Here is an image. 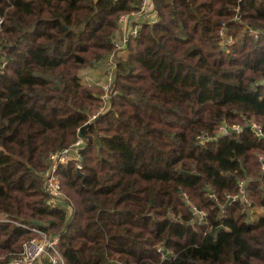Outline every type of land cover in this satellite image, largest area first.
Listing matches in <instances>:
<instances>
[{"label":"trees","instance_id":"obj_1","mask_svg":"<svg viewBox=\"0 0 264 264\" xmlns=\"http://www.w3.org/2000/svg\"><path fill=\"white\" fill-rule=\"evenodd\" d=\"M141 3L0 0V215L59 236L66 264H264V215L235 200L244 182L264 208V34L245 31L264 32V0H153L157 22L92 119L103 92L81 71L113 54ZM79 139L81 171L57 172L69 215L44 184L50 155ZM34 236L1 222L0 264Z\"/></svg>","mask_w":264,"mask_h":264},{"label":"built area","instance_id":"obj_2","mask_svg":"<svg viewBox=\"0 0 264 264\" xmlns=\"http://www.w3.org/2000/svg\"><path fill=\"white\" fill-rule=\"evenodd\" d=\"M152 2L153 0H142L139 11L121 15L118 21L121 36L115 45L116 49L113 54L101 60L96 67L100 73L104 74L103 79L95 81L94 85L90 84V82L93 81L91 78L86 77L85 82L83 81L87 85L100 88L103 92L102 99L104 104L92 119L105 114L110 107L109 104L111 98L116 95L114 82L117 63L119 59H124L129 54V42L139 38L140 31L144 24L153 25L157 22L158 16ZM235 20L237 22H241V15L238 14ZM245 31L247 35L255 40L260 39V37L264 34V32L248 26H246ZM219 36L222 40V48L224 49L231 47L235 42L234 38L229 34V30L225 24H223V27L219 32ZM235 130H239V127H236ZM227 132L228 128H220L218 134H226ZM199 139L201 142H208L213 138L201 137ZM83 145L84 141L79 139L71 147L54 152L49 157L50 168L46 173L44 191L49 196L50 206L53 208L64 209L69 215L71 214V206L62 191V184L57 172L61 166L67 165L70 162H76L78 170L81 171L82 166L78 151L83 147ZM259 159L262 162V169L264 171V158L260 157ZM245 186L246 184L244 182L240 184L241 192L235 197V200L240 201L244 205L246 211L248 212L249 221H254L256 208L253 206L252 201L245 190ZM194 212L199 216L200 221L205 219L206 214L204 212L197 211L196 209H194ZM1 222L14 223L35 234L33 238L24 243L20 252L10 255L5 264H66L61 251L59 236H50L37 226L29 227L15 221H11L7 216L3 215H0V223ZM158 251L162 252L163 249L159 248Z\"/></svg>","mask_w":264,"mask_h":264},{"label":"rangeland","instance_id":"obj_3","mask_svg":"<svg viewBox=\"0 0 264 264\" xmlns=\"http://www.w3.org/2000/svg\"><path fill=\"white\" fill-rule=\"evenodd\" d=\"M120 60H122V59H119V61ZM96 68H91V67H89V68H85L83 71H81V74H80V76H81V78H82V82L84 81L85 82V78L87 77V78H91L93 81H91L90 82V84H92V85H94V82L95 81H98V80H101V79H103V77H104V74L103 73H100L99 74V76L97 77V78H95L96 77V74L95 73H93V72H91V71H93V70H95ZM65 195V194H64ZM66 196V195H65ZM261 216V214H260V212H258V210H257V208H256V210H255V216H254V218L256 219V218H258V217H260ZM0 259H5L4 258V256L3 257H0Z\"/></svg>","mask_w":264,"mask_h":264},{"label":"crops","instance_id":"obj_4","mask_svg":"<svg viewBox=\"0 0 264 264\" xmlns=\"http://www.w3.org/2000/svg\"><path fill=\"white\" fill-rule=\"evenodd\" d=\"M85 71V70H84ZM91 72H93V73H95L96 74V77L95 78H97L98 76H99V74H100V72L97 70V69H95V70H93V71H91ZM257 210H258V212H260V214H261V216H263L264 215V208H257ZM254 216H255V214H254ZM260 216V217H261ZM259 218V217H258ZM258 218H256V219H258ZM255 219V218H254ZM255 219V220H256Z\"/></svg>","mask_w":264,"mask_h":264},{"label":"water","instance_id":"obj_5","mask_svg":"<svg viewBox=\"0 0 264 264\" xmlns=\"http://www.w3.org/2000/svg\"><path fill=\"white\" fill-rule=\"evenodd\" d=\"M89 123L87 124V125H85L83 128H81V130H80V134H81V136L82 137H84V132H85V130L89 127ZM230 132L232 131V130H229Z\"/></svg>","mask_w":264,"mask_h":264}]
</instances>
